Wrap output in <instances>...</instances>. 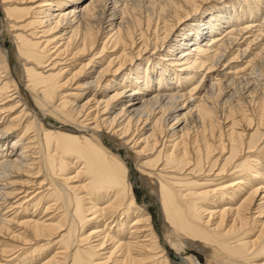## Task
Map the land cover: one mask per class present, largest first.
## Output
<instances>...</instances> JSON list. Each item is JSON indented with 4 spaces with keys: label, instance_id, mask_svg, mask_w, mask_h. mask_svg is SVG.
I'll list each match as a JSON object with an SVG mask.
<instances>
[{
    "label": "bare ground",
    "instance_id": "bare-ground-1",
    "mask_svg": "<svg viewBox=\"0 0 264 264\" xmlns=\"http://www.w3.org/2000/svg\"><path fill=\"white\" fill-rule=\"evenodd\" d=\"M0 8V264H264V0Z\"/></svg>",
    "mask_w": 264,
    "mask_h": 264
},
{
    "label": "rangeland",
    "instance_id": "rangeland-1",
    "mask_svg": "<svg viewBox=\"0 0 264 264\" xmlns=\"http://www.w3.org/2000/svg\"><path fill=\"white\" fill-rule=\"evenodd\" d=\"M3 17V13L1 11L0 8V24L1 19ZM256 30V29H255ZM1 41H5V38L0 37ZM7 46L12 48L13 44L10 42V40H7ZM48 119H50L51 121H53L54 123H57V121L52 118L49 117ZM50 124V123H48ZM129 159L131 160V165H132V182L134 183L133 186L137 192V197H138V202L139 205L141 206H147L149 207L150 211L152 212L151 215L154 219V223H155V227L159 228L161 234L163 235V225H162V212H161V208H160V204L157 200V198L153 195V193L144 185L143 182H141V175L138 172V170L135 168V163L134 160L132 158L129 157ZM147 203V204H146ZM182 248L181 249H177L175 247H171V257L174 258L175 260H184L186 259L188 256L190 255H197V257L199 259H201V261H205V255L203 252L199 251L198 249L194 248V247H190L188 245L182 244L181 245ZM185 246V247H184Z\"/></svg>",
    "mask_w": 264,
    "mask_h": 264
}]
</instances>
